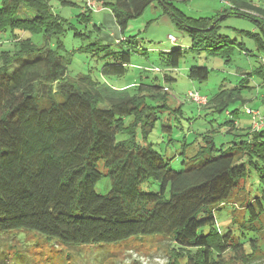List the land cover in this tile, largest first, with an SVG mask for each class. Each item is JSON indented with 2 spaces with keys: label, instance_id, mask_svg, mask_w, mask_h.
Listing matches in <instances>:
<instances>
[{
  "label": "trees",
  "instance_id": "16d2710c",
  "mask_svg": "<svg viewBox=\"0 0 264 264\" xmlns=\"http://www.w3.org/2000/svg\"><path fill=\"white\" fill-rule=\"evenodd\" d=\"M154 1L102 0L122 33L118 45L136 43L137 35L123 33ZM158 1L192 39L186 49L165 52L164 65L170 70L179 68L188 49H205L226 62L232 61L236 46L248 51L245 42L221 32L220 20L230 14L258 23L246 33L264 53V0H222L226 5L218 14L200 17L185 14L171 0ZM78 17L101 28L88 11ZM69 30L89 36L57 13L50 0H2L0 32L13 36L15 49L0 54V230H34L66 245L112 244L161 234L174 250H185L190 264H226L228 251L245 260V240L218 225L217 211L232 202L250 169H256L262 193L249 204L246 197L241 200L248 209L242 225L260 231L255 223L262 225L264 215V128L251 126L221 151L224 144L219 147L205 135V145L186 168L174 169L147 142L160 114L171 109L160 77L140 73L133 84L121 88L90 74L69 77L70 58L62 53ZM17 31L29 32L37 41ZM79 50H97L103 77L122 78L132 63L130 49H114L100 40ZM209 75L206 66L188 69L193 80L206 81ZM242 76L235 87H220L207 97L208 108L226 114L225 124L235 122L236 104L247 102L245 92L256 86L254 80L264 88V62L259 60ZM163 80L175 79L165 73ZM259 93L264 102V89ZM174 111L182 112V106ZM168 128L172 132L171 126L162 125ZM103 177L111 182L107 193L97 190ZM146 183L159 187L144 190ZM258 240L251 250L258 249Z\"/></svg>",
  "mask_w": 264,
  "mask_h": 264
},
{
  "label": "rangeland",
  "instance_id": "374dc122",
  "mask_svg": "<svg viewBox=\"0 0 264 264\" xmlns=\"http://www.w3.org/2000/svg\"><path fill=\"white\" fill-rule=\"evenodd\" d=\"M50 1L57 13L68 18L78 30L89 35L88 37L75 35V30H69L63 36L66 50L62 53L70 58L67 72L69 77L78 78L90 74L95 79L106 81L117 88L133 84L139 79L140 73L160 77V82L169 92L168 103L171 109L160 114L161 119L147 142L152 143L155 149L163 153L174 169L186 168L191 156L205 145L203 136H212L219 147L224 144L219 150L221 151L232 144L233 140L240 139L238 134L251 129L249 127L244 130L240 127L241 124H252L254 128L255 119L247 112V108H258L264 116L263 96L259 93L264 88L258 85L255 77L256 80L252 84L256 86L252 91L245 92L247 102L236 104L240 110L233 116L234 123L225 124V113L213 112V109L208 108V101L205 104H198L189 96L190 91H198L202 96L211 97L220 87L223 89L235 87L241 77H244L243 73L251 72L259 60L264 62L261 58L264 53L257 48L255 38L246 33L256 30L258 23L253 19L230 14L220 20L222 33L232 38L237 37L247 46L246 52L236 46L231 62H226L221 56L213 55L205 49H188L181 59L179 68L170 70L164 65L165 52L177 47L186 49L190 47L192 39L176 24L172 13L167 11L158 0L128 23L123 34L130 38L137 35L136 43H123L121 46L117 43L123 39L120 28L111 10L103 6L102 0H72L74 3L67 4L62 0ZM171 1L185 14L193 17L216 15L226 5L222 0ZM1 5L2 0H0ZM87 11L92 14L93 21L101 27L100 29L92 25L93 23L86 25L85 22L79 21L78 15ZM221 13L224 16V12ZM17 33L21 36H30L37 41V36L29 32L17 31ZM116 33H118L117 37L114 36ZM171 36L177 41H171ZM99 40L102 44H113L114 49L123 47L124 50L132 51V63L128 65V71L122 78L102 76L100 63L97 62L99 57L96 54L97 50L94 52L79 50L80 47ZM14 49L13 36L9 32H0V54L2 51ZM2 59L0 58V64ZM191 66L209 67V78L206 81L190 79L188 69ZM165 73L173 76L175 80L164 81ZM178 106H182V112L174 111ZM163 124L171 126L172 132L169 128L163 130ZM121 138L123 136L119 137ZM250 170L249 176L233 194L232 202L217 211L218 225L223 230L232 229L242 241L245 240L247 249L243 252L248 262L240 257H232L234 253L228 251L225 253L226 264H264V215L261 217L263 226L255 223L260 231L247 229L242 225L244 214L248 209H245V205H241L243 203L241 200L246 197V203L249 204L261 195L263 188L258 171L252 168ZM158 187L157 183L142 185L144 190H157ZM110 188L111 182L107 177H103L97 185V190L102 193H107ZM257 238L260 250H251ZM172 246V241L161 234L135 235L112 244L66 245L34 230L24 228L0 230V264H190L185 250H174ZM189 253L193 252L190 250Z\"/></svg>",
  "mask_w": 264,
  "mask_h": 264
},
{
  "label": "built area",
  "instance_id": "2783aa9c",
  "mask_svg": "<svg viewBox=\"0 0 264 264\" xmlns=\"http://www.w3.org/2000/svg\"><path fill=\"white\" fill-rule=\"evenodd\" d=\"M171 40L175 41V37L171 36ZM189 96L198 104H205L208 101V98L202 96L198 91H190ZM247 112L252 115L254 120V128L261 129L264 126V116H262L259 109L247 108Z\"/></svg>",
  "mask_w": 264,
  "mask_h": 264
},
{
  "label": "crops",
  "instance_id": "0c3cea01",
  "mask_svg": "<svg viewBox=\"0 0 264 264\" xmlns=\"http://www.w3.org/2000/svg\"><path fill=\"white\" fill-rule=\"evenodd\" d=\"M114 36L117 37V36H118V33L114 34ZM119 38H121V37H118V39H119ZM242 104H243V103H242ZM244 104H245V103H244ZM238 108H239V107H238ZM250 108H253V107H250ZM254 109H258V108H254ZM239 110H240V108H239ZM246 113H247V112H246ZM247 114H248V113H247ZM246 124H247V123H243V124L240 125V127L243 128V129L245 130L246 128H249V127H251V125H252V124H251V125H250V124H247V125H246ZM240 130H241V129H240Z\"/></svg>",
  "mask_w": 264,
  "mask_h": 264
}]
</instances>
